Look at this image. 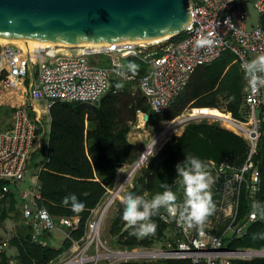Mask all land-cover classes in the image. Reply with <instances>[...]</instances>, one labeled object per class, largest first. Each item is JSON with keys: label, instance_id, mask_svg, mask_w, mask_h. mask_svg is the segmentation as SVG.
<instances>
[{"label": "built area", "instance_id": "2783aa9c", "mask_svg": "<svg viewBox=\"0 0 264 264\" xmlns=\"http://www.w3.org/2000/svg\"><path fill=\"white\" fill-rule=\"evenodd\" d=\"M249 1L190 0L192 20L184 31V38L178 42L168 38L111 43L91 48L78 46L75 55L62 53L58 45L33 50L6 45L0 52V74L6 72L0 86L15 90L26 82L23 97H29L33 103L46 102L49 108L54 102L94 104L112 89L113 79L136 81L135 75L122 62L136 59L149 65L147 73L137 80L138 88L150 111L163 113L185 90L196 69L214 62L223 52L231 51L241 67L245 62L264 54V29L260 25L252 30L247 29L249 14L245 4ZM254 7L260 16L264 14V0H255ZM225 21L230 23L226 24ZM205 38L215 41L214 45L199 47L197 42ZM102 55L108 56L113 65L101 67L99 61L91 59V56ZM246 77L244 107L248 110L251 126L246 128L243 123L229 120L234 129L246 134L250 155L239 173H222L223 166L219 173H210L214 178L211 192L215 196L213 201L216 211L203 229L188 228L163 210L161 217L168 225V237L161 248L111 249L101 238V224L107 210L120 197L121 186L99 211H93L85 236L72 241L71 248L63 257L57 263L50 264H165L168 260H189L192 264H235L236 260L264 257V251L229 247L234 238L243 236L248 226L258 220L257 214L250 213L246 220L240 221L238 214L242 189L245 188L253 197L261 184L260 173L253 169L251 158L256 152L259 137L258 112L264 106V87L253 92L247 74ZM201 119H213L212 123L226 126L221 117L210 115ZM41 131L40 119L33 117L30 107L24 104L16 108L11 127L0 133V199L11 192V184L24 180L37 150ZM148 156L140 165L148 160ZM207 167L213 169V164ZM15 197L22 219L33 230L34 242L46 245L48 241L44 235L47 233L65 227L76 228L79 224L78 218L55 219L48 212L47 220L41 216L42 210L38 208L41 194L37 181L34 188L23 193L16 192ZM65 237L69 238V235L65 234ZM8 248L7 241L0 244V252ZM9 264L16 262L12 260Z\"/></svg>", "mask_w": 264, "mask_h": 264}, {"label": "trees", "instance_id": "16d2710c", "mask_svg": "<svg viewBox=\"0 0 264 264\" xmlns=\"http://www.w3.org/2000/svg\"><path fill=\"white\" fill-rule=\"evenodd\" d=\"M260 26L264 29V14L260 16ZM184 36L183 33L170 40L178 42ZM137 61L133 59V62ZM128 71L135 75L136 81L113 79L112 89L98 104L54 102L50 106L47 149L36 173L41 194L38 208L46 210L55 219L78 218L79 224L76 228L65 227L69 238L65 237L55 247L50 244L53 238L51 233L44 235L48 240L46 245L39 244L33 241L32 228L22 223L8 242L10 247L17 250V256H10L7 250L0 252V264H9L12 260L16 264L57 263L71 248L72 241L85 236L93 211L103 205L110 190L115 187L120 169L132 157L135 147L129 135L139 115H149L147 124L151 125L174 121L188 110H211L235 122L249 124L248 110L244 107L246 73L237 57L229 50L214 62L197 68L185 90L163 113L151 112L138 88L137 80L148 70L136 67L135 71L131 68ZM5 75L6 72L0 74V83ZM15 111L16 108L0 106V124H6L5 130L11 127L12 123L9 122ZM258 121L259 137L251 161L253 169L260 173L261 184L253 197L245 188L242 189L238 208L240 221L246 220L250 213L257 214L258 220L248 226L243 236L229 243L232 249L264 251V106L258 112ZM249 155L250 146L243 137L223 128L219 123L192 121L185 125L180 136L170 138L157 153L148 158L127 194L151 199L164 191L162 184H167L181 201L184 192L179 183L180 177L176 174L175 166L178 163L194 156L206 166L213 164V169H210L212 173H219L222 166V173H239ZM71 194H75L85 205L82 212L75 213L71 210L70 202L64 203V198ZM257 203L261 208L254 209L253 204ZM163 210L153 217L158 225L156 233L141 237L130 235L133 229L123 221V209L120 208L111 223L110 234L123 250L152 248L168 237V225L161 217ZM12 213L15 216L12 217ZM20 214L15 195L10 192L0 199V228L9 219L19 220ZM164 263L192 264L189 260H168ZM235 264H264V257L236 260Z\"/></svg>", "mask_w": 264, "mask_h": 264}, {"label": "water", "instance_id": "95a60500", "mask_svg": "<svg viewBox=\"0 0 264 264\" xmlns=\"http://www.w3.org/2000/svg\"><path fill=\"white\" fill-rule=\"evenodd\" d=\"M191 20L190 0H0V39L11 41L71 47L153 41L183 34Z\"/></svg>", "mask_w": 264, "mask_h": 264}, {"label": "rangeland", "instance_id": "374dc122", "mask_svg": "<svg viewBox=\"0 0 264 264\" xmlns=\"http://www.w3.org/2000/svg\"><path fill=\"white\" fill-rule=\"evenodd\" d=\"M254 2L255 0H251L245 4V8L249 14V20L247 23L248 30H252L258 25H260V14L255 9ZM6 45H9V44H0L1 49H3ZM12 45H15V44H12ZM16 46L20 47L19 45H16ZM35 48L29 49V50H33ZM60 49H62V53H68L72 55H75L78 50L76 47H71V46H66V47L62 46L60 47ZM25 50H28V49H25ZM91 59L93 61L95 60L99 61V65L101 67L108 68L113 65L112 60L108 56H105V55L91 56ZM122 62L126 65L127 68H130L129 65H132V64H134L137 68H146V69L149 68L148 64L141 63L138 61L135 63L133 62V59H125V60H122ZM26 85L27 84L25 82L24 86ZM24 86H22L20 89H15V90H6L0 86V106L3 105V106L17 108L25 104V106L30 107V114L35 118L38 117L42 125L41 135L37 143V150H36V153L33 159L31 160L29 164L24 180L19 183H13L10 185L11 194L13 195H15L16 192L23 193L25 191H28L29 189L34 188L38 166L41 160L43 159V155L46 151L49 128H50V116H49V109H48L47 103L43 101L33 103L29 97L27 96L23 97L22 92L24 90L23 88H25ZM207 111H209V113H214L222 117H227L222 113H218V112L211 111V110H200L196 112V114L197 115L202 114ZM191 113L193 112L191 110H188L182 116H180L174 121L159 123V124H151V125H148L147 122H145L142 114L139 115L138 122L133 127L132 132L129 135V140L135 146L134 157L132 158L133 162L135 161V159H137V162H138L142 154L145 153L146 150L150 146H152L154 142H155V145L153 147L152 153L148 156V158L154 155L155 153H157L170 138L174 136H180L183 133L184 127L187 123L192 122V121L200 122L203 120L201 118H198V119L196 118L195 120L188 121V118L191 115ZM12 118L10 122L8 121L9 123H12ZM207 120L209 121V123L213 122V119H207ZM5 125L6 124H0V133L5 130ZM250 126L251 124L249 125L245 124L244 127L249 128ZM222 127L246 139V134L244 132L237 131L236 129H232L225 125H222ZM146 163L147 161L143 165H140L135 171H133V169L136 164L127 168V171L121 174V179L118 182L116 188L109 193L108 198L105 200V202H107V200L112 197L113 193H115L121 186L123 187L122 191L120 192V197L117 198L113 206L107 210V212L105 213L103 217V221L101 224V238L103 241L106 242V244L111 249H114V250L122 249L118 246V244L115 242V240L110 234L111 223L114 220L117 214V211L119 209V208H116L115 205L119 203L123 197L126 196L129 190L130 184L132 183L134 177L137 174H139L140 170L145 166ZM206 171H208L209 173H212L209 167L207 166H206ZM11 215L13 217L15 216V213H12ZM22 223H25V222L22 219L21 214L19 216V220H16V219L7 220L4 223L3 227L0 228V242L1 241L9 242L11 233H14L17 227H19ZM51 234H53L54 237L50 239V244L55 247H58L65 235L64 231L54 230L51 232ZM164 241L165 239L164 240L162 239L158 242V244L156 245L157 249L163 246Z\"/></svg>", "mask_w": 264, "mask_h": 264}, {"label": "clouds", "instance_id": "9594fccd", "mask_svg": "<svg viewBox=\"0 0 264 264\" xmlns=\"http://www.w3.org/2000/svg\"><path fill=\"white\" fill-rule=\"evenodd\" d=\"M229 24V21H225ZM199 47H211L215 41L211 39H202L197 42ZM135 71V65H129ZM242 68L249 77V84L253 92L264 87V54H261L251 61L242 64ZM176 174L180 177L184 192L183 201H179L177 194L171 190L167 184H162L164 189L162 193H157L151 199H145L144 196L128 193L122 198L123 204L122 219L133 229L131 236H148L154 235L158 225L153 221V217L160 214L164 209L167 214L178 219L188 228L203 229L204 225L209 222V218L216 211V204L213 201L211 187L214 178L206 171V165L197 157H188L176 166ZM71 204V210L80 213L84 210L85 205L81 203L75 194L66 196L64 203ZM254 209L261 206L253 204ZM41 216L48 219L46 210H42Z\"/></svg>", "mask_w": 264, "mask_h": 264}, {"label": "bare ground", "instance_id": "6f19581e", "mask_svg": "<svg viewBox=\"0 0 264 264\" xmlns=\"http://www.w3.org/2000/svg\"><path fill=\"white\" fill-rule=\"evenodd\" d=\"M164 39H168V37L166 38H162V39H158L156 41H160V40H164ZM155 41V40H154ZM15 44V45H19L21 48L23 49H32V48H35V47H41V48H44V47H51V46H57V45H53V44H49V43H44V42H39V41H26V40H16V41H11V40H4V39H0V44ZM59 47H66L65 45H58ZM87 48H91V47H98L97 45H93V44H86V45H83ZM210 115H213V116H217V117H221V119H223L225 122H226V126L227 127H230L232 129H234V125L233 123L229 120V117H222V116H219V115H216L214 113H209V111L207 112H204L202 114H196V112H193L189 118H188V121L189 120H195L196 118H205V116H210ZM207 118H210V117H207ZM153 147L154 146H150V148L147 150L146 153H143L142 156L140 157L139 159V162L141 163L142 161L144 162L145 159H146V156H148L149 152L153 150Z\"/></svg>", "mask_w": 264, "mask_h": 264}, {"label": "crops", "instance_id": "0c3cea01", "mask_svg": "<svg viewBox=\"0 0 264 264\" xmlns=\"http://www.w3.org/2000/svg\"><path fill=\"white\" fill-rule=\"evenodd\" d=\"M46 103V102H45ZM47 106H48V103H47ZM36 108V107H35ZM48 109H49V106H48ZM135 147V146H134ZM46 149H47V147H46ZM134 151H135V148H134ZM134 157V152H133V154H132V157H131V159L129 160V162L126 164V165H124V167L122 168V169H120V171H119V177H118V179H117V181H116V184H115V187L112 189V190H114L115 188H116V186H117V184H118V182L120 181V179H121V174L123 173V172H126L127 171V168H129V167H131V166H133V165H135L136 163H137V159H135V161L133 162V160H132V158ZM135 178V177H134ZM36 181H37V177H36ZM133 181H134V179H133ZM133 181H132V183L130 184V187H132V184H133ZM129 187V188H130ZM112 190H110V192L112 191ZM109 195V194H108ZM107 198H108V196H107ZM106 198V199H107ZM101 209V206L98 208V209H96V211L98 210H100ZM57 230H59V231H64V233L65 234H67V230H66V228H62V229H57ZM16 233V231L14 232V233H11V236H13L14 234ZM53 237H54V235L53 234H51ZM11 236H10V238H11ZM65 238V235H64V237H63V239ZM48 241V240H47ZM1 242H4V241H1ZM7 252H8V254L10 255V256H12V257H16L17 256V250L15 249V248H12V247H10L9 246V248L7 249ZM14 259V258H13ZM15 261V260H14Z\"/></svg>", "mask_w": 264, "mask_h": 264}]
</instances>
